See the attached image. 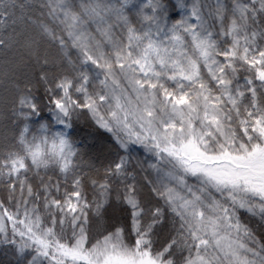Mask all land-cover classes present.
I'll use <instances>...</instances> for the list:
<instances>
[{
    "label": "snow or ice",
    "instance_id": "6c2138e0",
    "mask_svg": "<svg viewBox=\"0 0 264 264\" xmlns=\"http://www.w3.org/2000/svg\"><path fill=\"white\" fill-rule=\"evenodd\" d=\"M0 125L7 264H264V0H0Z\"/></svg>",
    "mask_w": 264,
    "mask_h": 264
},
{
    "label": "trees",
    "instance_id": "16d2710c",
    "mask_svg": "<svg viewBox=\"0 0 264 264\" xmlns=\"http://www.w3.org/2000/svg\"><path fill=\"white\" fill-rule=\"evenodd\" d=\"M32 0H25V3H31ZM210 2V0H209ZM38 95H42V92L38 93ZM4 128L2 125H0V137L3 136ZM10 260V257L5 256L2 250H0V264H7V262Z\"/></svg>",
    "mask_w": 264,
    "mask_h": 264
},
{
    "label": "rangeland",
    "instance_id": "374dc122",
    "mask_svg": "<svg viewBox=\"0 0 264 264\" xmlns=\"http://www.w3.org/2000/svg\"><path fill=\"white\" fill-rule=\"evenodd\" d=\"M210 2H212V0H210Z\"/></svg>",
    "mask_w": 264,
    "mask_h": 264
}]
</instances>
